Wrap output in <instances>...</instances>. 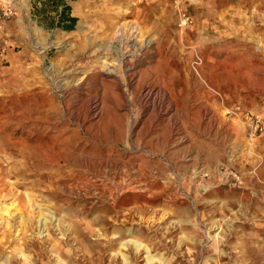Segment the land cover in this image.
Masks as SVG:
<instances>
[{
	"label": "rangeland",
	"instance_id": "obj_1",
	"mask_svg": "<svg viewBox=\"0 0 264 264\" xmlns=\"http://www.w3.org/2000/svg\"><path fill=\"white\" fill-rule=\"evenodd\" d=\"M44 1L0 0V264H264V0Z\"/></svg>",
	"mask_w": 264,
	"mask_h": 264
},
{
	"label": "trees",
	"instance_id": "obj_2",
	"mask_svg": "<svg viewBox=\"0 0 264 264\" xmlns=\"http://www.w3.org/2000/svg\"><path fill=\"white\" fill-rule=\"evenodd\" d=\"M42 5V11H45L47 5L54 7V10L57 12V19L55 22H57L59 27L65 31L74 30L77 18L72 16L71 6L67 0H45Z\"/></svg>",
	"mask_w": 264,
	"mask_h": 264
},
{
	"label": "bare ground",
	"instance_id": "obj_3",
	"mask_svg": "<svg viewBox=\"0 0 264 264\" xmlns=\"http://www.w3.org/2000/svg\"><path fill=\"white\" fill-rule=\"evenodd\" d=\"M116 34H120V29L119 30H117L116 31ZM179 139V142H183L184 140H185V137L184 136H180V138H178ZM10 210V208L9 207H7V210L5 211V213L4 214H9L10 212H9V210ZM18 212V211H17ZM21 213V212H20ZM12 215V214H11ZM10 214H9V216H11ZM47 216H49V215H47ZM40 223H44V224H46V219L45 218H41L40 217V219L38 220Z\"/></svg>",
	"mask_w": 264,
	"mask_h": 264
},
{
	"label": "built area",
	"instance_id": "obj_4",
	"mask_svg": "<svg viewBox=\"0 0 264 264\" xmlns=\"http://www.w3.org/2000/svg\"><path fill=\"white\" fill-rule=\"evenodd\" d=\"M6 16H9L11 14V11H7L4 13ZM0 39L2 40L3 38L0 36ZM4 43V41H3ZM5 52V47L4 46H0V58L3 56ZM259 125L257 126V129H258Z\"/></svg>",
	"mask_w": 264,
	"mask_h": 264
},
{
	"label": "crops",
	"instance_id": "obj_5",
	"mask_svg": "<svg viewBox=\"0 0 264 264\" xmlns=\"http://www.w3.org/2000/svg\"><path fill=\"white\" fill-rule=\"evenodd\" d=\"M1 40V39H0ZM206 187V186H205ZM206 188H209V187H206ZM153 194V192H150L148 195L149 196H151ZM138 198V197H137ZM140 199H142V198H140ZM145 199V201L144 202H149L150 200H148V199H146V198H144ZM151 202H152V200H151ZM152 258H150V260H149V262H153V260H151Z\"/></svg>",
	"mask_w": 264,
	"mask_h": 264
}]
</instances>
